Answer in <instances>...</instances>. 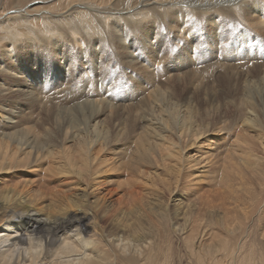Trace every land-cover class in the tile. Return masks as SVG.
I'll return each instance as SVG.
<instances>
[{
	"label": "bare ground",
	"instance_id": "bare-ground-1",
	"mask_svg": "<svg viewBox=\"0 0 264 264\" xmlns=\"http://www.w3.org/2000/svg\"><path fill=\"white\" fill-rule=\"evenodd\" d=\"M26 1L0 9V264H102L91 218L123 207L137 243L150 195L172 194L183 229L210 207L199 181L219 170L224 203L264 174V0ZM120 165L137 177L113 203Z\"/></svg>",
	"mask_w": 264,
	"mask_h": 264
},
{
	"label": "rangeland",
	"instance_id": "rangeland-1",
	"mask_svg": "<svg viewBox=\"0 0 264 264\" xmlns=\"http://www.w3.org/2000/svg\"><path fill=\"white\" fill-rule=\"evenodd\" d=\"M26 2V0H21L22 4ZM11 6L12 0H0V9L10 8ZM7 14L10 15V13ZM8 21L7 24H2V26H9L11 20ZM13 24L15 25V23L11 21L10 25L12 26ZM0 34H2V32H0ZM218 84L219 87L223 86V83L219 81ZM181 86L182 84H180V86H178V84L174 86L178 94L180 93ZM214 88L217 87L215 86ZM211 109L216 111L214 117L218 120H228L229 117H231L232 112L223 101L211 103ZM127 143L129 145L128 139L125 138L122 144L127 145ZM224 145H220L222 147H218L214 150V153L219 156L220 160L222 158L221 154H224L228 143H224ZM130 148L128 149L127 146L124 150V157L130 154ZM222 149L223 153H221ZM215 166L216 169H218L217 165ZM142 167L147 171L155 170L162 176L166 173L162 168L153 166ZM43 172L44 169L40 170L39 173L42 174ZM214 174H216L215 183L210 181L211 177H207L206 180L199 181L197 185L198 189L195 194L202 197L203 194L210 193V199L212 200L210 204L211 209L210 207L208 208V204H206V208H200L199 214L204 220L198 226L196 223H192L190 226H187V228L181 229L182 221L172 216V211L179 207L172 205V194H170L167 189H164L165 191L159 194L156 200L153 199V195L148 197L149 200L151 199V201L154 202L153 204H149L152 208L148 211L149 220L147 221L148 224L146 223L145 225L147 228L149 227V231L145 235L146 237L144 240L137 242L139 243L138 245L131 239L129 230H122V225L129 221L120 210H123V207L119 210L117 209L115 212L104 214L105 217L104 215H99L96 216L95 219L91 218L90 221L92 223H90V226L86 229L87 234L84 238L87 236L91 237L98 244L99 250H97L96 254L101 253V255H104L105 253L107 255L108 258L105 260L103 259L102 264H127L130 259V262H132L131 264H264V174L259 173L260 175H256L257 177L254 178L252 182L246 183L248 186L244 184L245 186H242L244 190L242 191L241 189L242 192H240L242 197L240 196L238 200L225 198L226 201H224V203L219 199V195H216L217 193L215 194V192L221 191L219 170L211 175ZM104 176H109V179L114 180L113 183L106 185L114 189L111 195H106V198L113 203L116 202L117 198L119 199L123 196L125 197L124 201L127 200L125 195L120 196L119 194H127L130 190L129 181L131 180L133 183L132 179L137 177V174L131 171V166H116V168L110 170L109 173H105ZM165 176L167 175L165 174ZM208 180L210 182H208ZM118 183H121L119 187L117 185ZM184 186L187 185H183V187L177 189V191L181 192L183 188H185ZM246 187L248 189L251 188L250 193L253 195L247 193L248 189H246ZM243 192H245V194ZM246 194H248V197ZM124 204L128 205L127 202ZM126 205L124 209L127 207ZM200 206L202 205L200 204ZM233 207H235V210ZM229 208L231 211H235V213L233 211L231 212V214L234 213L235 215H231L229 213L230 210H228L229 212L226 211ZM236 210L238 212H236ZM210 212L212 213L209 214ZM118 214L120 215L118 216ZM153 215L155 217H153ZM162 215L163 217H161ZM221 216L226 219H228L229 216L230 220L228 219L226 221V219H223ZM117 217L120 218L118 219ZM156 217L158 218L156 219ZM151 219L155 221H151ZM94 221L98 226L96 230L91 227ZM116 221L122 225L119 224L115 226L114 223ZM149 223H151V225ZM10 230H13V228L10 227ZM5 232L6 231H1L0 234ZM101 234L108 237L111 235L110 238L116 237V239L113 240L114 242H110L111 246L108 244L105 245L104 242L101 241ZM25 245L26 244H19L15 247L12 257L14 260L16 258L15 261L13 260L14 262H17L19 259L16 257L17 251ZM42 247L43 240L41 243V248ZM93 247L96 249V245ZM82 256V254L76 253L69 258H76L74 261L77 262V258ZM130 262H128V264H130Z\"/></svg>",
	"mask_w": 264,
	"mask_h": 264
}]
</instances>
